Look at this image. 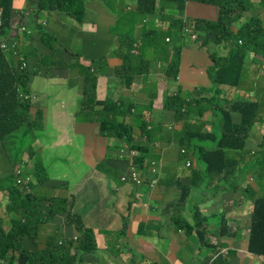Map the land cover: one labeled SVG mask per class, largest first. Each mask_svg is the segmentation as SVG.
Segmentation results:
<instances>
[{
    "label": "crops",
    "instance_id": "obj_1",
    "mask_svg": "<svg viewBox=\"0 0 264 264\" xmlns=\"http://www.w3.org/2000/svg\"><path fill=\"white\" fill-rule=\"evenodd\" d=\"M83 1L93 2L96 5L85 6L82 22L73 20L68 23L65 18H62L63 22L59 28L54 26L58 23L59 11L35 12L31 6L32 0L13 1V6L18 13L12 22L10 38L13 40L8 43L16 42L21 54L22 51L28 52L29 61L30 59L37 61L38 68L46 65L42 62L41 55H37L43 43L42 27L56 36L55 45H59V37H61L67 41L71 52L79 53L78 65L72 70L58 68L48 74L38 70L41 75L49 78L51 98H46V105L43 102L33 105V110H39L42 114L36 129L39 134L32 135L30 145L26 147L27 152L21 156L16 165L29 158L26 172L32 174L35 165H40L42 160L52 158L69 161L70 165L66 169H70L72 175L74 169H83L79 176L73 175L76 179L62 177L67 182V185L62 187L68 195L61 197L71 200L74 211L83 199L91 196L94 188L104 192L103 198L89 206L80 216L85 226L93 229L95 237H100L102 245L110 249L108 254L110 260L107 261L110 264H214L212 260L217 257V254L225 257L220 264H264V255H256L248 251V237L244 234H234L235 231H233V225L238 223L241 228L247 230L245 217L246 215L249 217L250 223L253 202L258 195H264V179L259 180L256 174L254 178L250 175L253 181L248 180L249 176L245 177L248 172L259 171L261 165L254 163V156L246 162L241 161V170L230 175L229 178L216 174L227 179L231 188L222 187L220 194H217V191L212 193L206 185H203V188L199 187L195 195L196 202L191 206L187 201L183 206L181 214L190 224L193 222V207H199L203 215L207 216L205 223L209 229L207 234L209 239L205 242L196 231L191 230L188 233L184 228L174 224L172 216L177 210L169 203L178 198V190L172 186L170 182L172 179L169 180V185L167 184L166 176L168 175L165 174L173 168V172L179 175L175 178L180 177L188 183L190 177L195 176L193 170L197 167L192 164L189 168H185V160L178 164L177 156L159 160L158 174L153 175L157 177V185L154 189H150L151 187L145 183L139 186L124 183L119 176L117 181L111 180L96 168L97 162L106 156V145H110L111 140L98 133L95 122L76 121L74 118L76 104L70 103L71 100L77 99L78 89L68 86L67 82H81L82 76L77 67H86L93 60L95 66L101 68L97 75V99L113 91L115 97L131 99L136 106L143 108L142 114L146 121L155 120L162 124H160V131L155 133L154 141L148 142L152 143L150 146H154L152 149L148 147L149 161L158 157L157 152L160 149L175 147L178 142L176 131L180 129L181 121H174L172 113L163 109L162 100L165 93H173L179 89L184 98L211 96L213 90L210 89L206 72L207 67L211 65L208 49L216 50V47H219L216 51L224 54L226 48L213 44L200 47L190 37V41L184 43L186 34L182 31L179 72L175 81L169 80L163 74L164 65L172 54L171 43L174 40V34L173 38H170L165 33L169 24L168 19L177 18L189 24V20L195 17L215 20L218 7L196 0H155V14L142 15L136 11L137 0ZM245 3L247 10L242 14L243 16L232 22L233 31L238 30L239 26L253 15L264 20V0L261 2L246 0ZM137 15L145 18L139 21ZM23 19L27 21L24 23L29 25L30 33L20 31ZM66 27L67 30H64ZM154 28L157 29L154 41L144 45L147 71L141 74L138 67L140 62L133 60V66L137 68L132 73V84L126 88L122 84L124 78L112 69L121 64V57L129 48H132L131 51L135 53L141 41H146L144 38L146 33L149 35L148 31ZM91 40L104 41L100 50H95L90 45ZM32 47H36L37 50L33 49L29 52ZM47 49L52 56L50 49L48 47ZM5 55L8 60L7 68L16 67L20 60L18 56L11 49L6 50ZM255 59L256 57L251 56L248 60L241 80V83L251 89H256L255 79L262 83L264 77V64L259 61L254 63ZM223 88L222 96L233 97L232 91L237 90L229 86H223ZM30 93L35 95L34 101H36V94L31 90ZM150 103L151 106L148 108ZM210 115L213 114L207 110L203 116L204 120L210 119L207 123L208 129L217 120L214 116L209 118ZM262 118L259 116V121H262ZM251 132L249 136L254 137L255 127ZM88 133L89 136H87ZM133 135L136 139L146 142L141 137L139 128L136 127ZM119 146V149H115L119 151V157L127 158V152L132 148L125 142H121ZM156 146L158 149L155 148ZM147 170L148 168H145L146 172ZM62 172L60 169L56 178L51 180H60ZM230 177L234 179V183L230 182ZM78 178L80 182L76 183ZM149 178L150 176L147 179ZM79 183H82V186L76 188ZM243 185L244 188L249 187L251 190L248 193L239 192V188H243ZM168 188L173 192H167ZM31 191L35 194L40 192L39 184H33ZM137 193H140L139 199L145 200L142 205L136 199ZM0 198L6 205L8 190H0ZM231 199H234V202L237 199L240 201L235 205H229ZM221 213L226 216L229 227L221 226L220 220L214 216ZM139 223L141 227L138 229ZM219 228L223 234L217 235ZM49 232V229H43L41 236ZM213 237L218 238L217 243L211 241Z\"/></svg>",
    "mask_w": 264,
    "mask_h": 264
},
{
    "label": "trees",
    "instance_id": "obj_2",
    "mask_svg": "<svg viewBox=\"0 0 264 264\" xmlns=\"http://www.w3.org/2000/svg\"><path fill=\"white\" fill-rule=\"evenodd\" d=\"M14 0H0V10L2 14V25L0 27V141H9L19 129L25 128L24 135L27 136L30 130L37 129V124L42 118L39 110L31 116L30 107L35 99V95L30 93V79L34 72L26 67L21 68V61L28 60V52L20 53L17 43L16 49L22 56L18 66L7 68L5 50L1 48V42L10 38L13 18L18 11L13 6ZM218 7V14L215 20L195 17L187 21L172 18L168 19V26L165 33L173 38L171 43L172 54L164 65L163 74L167 79L175 81L179 72L181 60V41L183 34L189 33V37L194 39L198 45L208 46L222 45L226 48L224 54L216 50H209L208 55L211 65L206 69L210 89L213 94L209 97L184 98L178 89L173 93H165L162 100L163 109L172 113L174 121H181V127L176 131L178 144L186 150L185 154L178 157L179 164L188 153L196 155V160L205 164L204 169L193 170L195 176L190 177L189 182H184L182 178H171L172 186L178 190L177 196L172 202L177 212L172 216V220L179 228H184L188 233L196 231L199 237L208 242L209 229L205 221L207 216L203 215L199 207L192 208L191 224L181 214L185 203L191 198L192 191L203 184L206 176L212 174L223 175L229 178L230 175L241 170V161L231 160L230 151L239 152L245 147L249 134L254 125L259 121L264 112V99H246V90L251 88L241 83L244 70L251 56L256 57L257 63L264 64V22L258 16H252L244 21L233 31L231 24L238 20L247 10L246 0H196ZM261 2L262 0H256ZM155 0H137L136 11L142 15L154 12ZM31 6L35 12L59 11L66 14L76 22H82L85 15L83 0H32ZM23 21H25L23 19ZM157 29H150L149 35H145L146 41H141V45L136 48V52L129 48L127 53L121 57V64L113 67L124 79L122 84L128 88L133 82V71L137 66H133V60L139 61V71L144 74L145 67V43H152L157 34ZM191 30L195 33H192ZM26 33V32H24ZM41 36L43 43L50 49L52 59L46 64L53 67V70L65 68L72 70L78 65L79 53L71 52L67 47L61 50L55 45L56 36L50 34L42 27ZM48 36V37H47ZM51 37L48 42L47 39ZM1 38H3L1 40ZM241 41V42H240ZM133 42V41H132ZM35 50L37 48L35 47ZM157 54V53H155ZM30 67V65H29ZM82 76L81 82L72 83L70 87H77L79 95L76 99V109L74 116L80 121L95 122L98 124V133L111 140V144L106 145V156L99 160L96 168L103 172L111 180L117 181V176L122 172L127 159L119 157V144L125 142L132 150L136 149L140 155L136 158L130 157V164L134 161L140 170L145 171L143 160L148 153V146L145 143L153 142L155 133L160 131V122L152 120L151 124L144 120L143 108L136 106L131 99L115 97L110 91L105 99L96 98L95 87L97 75L101 71L96 67L93 60L86 67H77ZM52 70V71H53ZM49 72H44L48 74ZM223 86L235 87L232 91L233 97L222 96ZM254 87L264 93L263 82L258 79L254 81ZM111 89V87H110ZM29 95L28 97H26ZM151 103L148 108H150ZM210 110L214 117L219 120L218 129L211 125L210 121L204 120V113ZM263 116H261L262 118ZM264 122V118H262ZM136 124L140 130V135L146 142H141L133 135V125ZM162 125V124H161ZM30 127V128H29ZM184 147V148H183ZM256 154V153H255ZM254 163H260L256 177L264 179V144L259 154L254 155ZM17 164V163H16ZM6 173V171H4ZM7 174V173H6ZM36 184L47 181L48 174L41 165H35L33 171ZM8 178L0 180V190H8V202L5 206V213L10 220L5 226V220L0 218V264H70L80 251L91 252L94 234L93 229L85 226L82 217L72 210L71 200L61 196H41L33 193V183L30 191L23 190L15 182V173L7 174ZM201 177V179H200ZM12 183L9 184V180ZM148 185V179L143 178L140 182ZM53 186H66L62 180H51ZM135 185V184H134ZM249 187L245 192H249ZM59 215L64 218L67 227H73L77 232V242L64 240L59 244L56 240V231L46 237L43 246H38L36 242L40 225ZM220 220L222 225H226L224 214L214 215ZM7 220V223H8ZM141 223L138 225V229ZM248 229V251L256 255H264V195H258L253 202V210L250 214ZM219 228L217 235L223 234ZM216 233V231H214ZM234 234H238L236 231ZM240 236V235H239ZM27 241V244L25 243ZM211 244V243H210ZM224 257L217 254L212 262L220 264Z\"/></svg>",
    "mask_w": 264,
    "mask_h": 264
},
{
    "label": "rangeland",
    "instance_id": "obj_3",
    "mask_svg": "<svg viewBox=\"0 0 264 264\" xmlns=\"http://www.w3.org/2000/svg\"><path fill=\"white\" fill-rule=\"evenodd\" d=\"M84 6H88L89 7H93L96 5V3L93 2H84ZM155 7V6H154ZM128 13H130V11H128ZM155 14V8H154V12L147 14V15H153ZM137 17L139 18V21L142 20V18H145L141 15H137ZM62 18H65V20L69 23L70 21H73L72 18L68 17L66 14H64L63 12H60V17L58 19V23L55 24L54 26L59 28L62 24ZM27 21H23V23L21 24L20 28H24V29H28V24L24 23ZM264 22V20H263ZM64 30H67V27L64 28ZM35 31V29H34ZM48 37V36H47ZM3 38H1L2 40ZM51 39V37H49L47 39V41L49 42ZM13 40L12 38H8V41ZM184 43L189 40V33H186V35L184 36ZM104 41L101 40H91L89 43L90 45L95 49V50H100V48L102 47V43ZM12 43H8L6 45V47H10ZM63 47H67V41L61 37H59V45L57 46L58 50H61ZM35 50V48H30L29 52H31L32 50ZM219 47H216V50H218ZM210 50H213L210 49ZM44 51V52H42ZM49 50L47 49L46 45L44 43L41 44L40 49L37 52V55H41L40 58L42 60V62L45 64L48 60L52 59L53 57L48 53ZM22 56H19L18 58L20 59ZM20 61L17 62V66L19 64ZM21 68L22 67H28L30 69V71L34 72L35 70H39L42 72H51L53 70V67L48 65V63L44 66V67H39V64L37 63V61L30 59L29 60H24L21 61ZM30 65V67H29ZM113 70V69H112ZM73 82H67L68 86H70V84H72ZM29 87L30 90L32 92H34L37 96L36 101H34L30 107V113L31 116H33L35 110H33V105L39 103V102H43L45 105L47 104V100L46 98H51L50 95V89H49V78L41 75V73H34L32 75V78L30 79V83H29ZM95 91H97V86L95 87ZM114 93V92H113ZM230 94V93H229ZM78 95H79V91H78ZM246 99H256L257 97H260L261 99H264V93L258 89H250L246 92V95H244ZM107 96L104 95L102 98L99 99H105ZM66 103H68L67 100H65ZM71 105L76 103V99L71 100ZM264 107V106H263ZM55 109V107H54ZM263 110L260 111V116L264 117V113L261 115ZM213 115H210L209 118H212ZM76 121H80L78 120L75 116H74ZM159 118V116H158ZM145 120V119H144ZM146 121V120H145ZM147 123L151 124L150 121H146ZM97 124V123H96ZM212 125L214 126V129H218L219 127V120L217 118V120H215ZM137 125L134 124L133 125V133L136 130ZM255 134L253 133L254 137L249 136L248 138V142L245 144V147L243 149H240L239 152L237 151H230V159L231 160H237V161H248L249 159H251L254 155L259 154V151L262 149V144H264V122L263 121H259V123L257 122L255 125ZM254 127L252 129H254ZM97 128H98V124H97ZM251 129V130H252ZM25 128H21L18 130L17 133H15L13 135L14 138H10L9 141H5L2 142L0 141V180L1 179H5L8 178L7 174L9 173H18V168L16 166V163H18V161L20 160L21 156L27 152L26 147H28L30 145V142L32 140V135H38L39 131L36 129H32L30 130L29 135L25 136L24 132H25ZM252 132L250 131L251 135ZM258 134V135H256ZM256 135V136H255ZM89 136V133L88 135ZM136 137V136H134ZM143 142V141H141ZM144 143V142H143ZM148 147H150V149H152L154 146H150L152 143H145ZM177 145L175 147H170L169 149H166V147H164L163 149H160L157 154L158 157H154L153 160L149 161V151L150 149H148V153L146 154L145 159L143 160V165L145 168H148L147 173L146 171H142L140 170V168H138V165L136 164V162H132L130 164V157L133 155L134 158H136L137 156L140 155V152L136 149L134 150H130L129 152H127V162L126 165H124V168L122 170V172L119 174V179L124 182V183H130L132 184V182H134L136 185L138 184V186L140 185L139 183L141 182V180L143 178H148L150 176V178L148 179V186L151 187L150 189H154L155 186L157 185V177L153 176V175H157L158 174V167H159V160L162 161L163 158L165 159L166 157L169 156H174V158L177 156L179 157L182 154H185L186 150L182 149V147L176 143ZM158 146H156L155 148H157ZM184 148V147H183ZM238 153L237 155H233L231 153ZM8 153V154H7ZM256 153V154H255ZM162 154V155H161ZM28 155V154H27ZM35 155H37L35 153ZM183 160H185L184 162V166L185 168H189V166H191L193 164V166H196L197 168L200 169H204L205 164L203 162L197 161L196 160V155L189 152L187 157L184 158ZM40 165L45 169V171L48 174V180L44 181L42 183L39 184V190L40 192H38L37 194L41 195V196H45V197H49V196H65L68 195L67 192L65 191V189L62 186H53L51 184V179L56 178L57 176V172L61 169L63 172L61 174V176L59 177L60 180L64 181L63 178H68V179H76V177L74 176H79L82 173V168H77L73 170V175L72 172L70 171V169H66L70 163L69 161L65 160V159H46V160H42L40 161ZM192 168V167H191ZM66 169V170H65ZM257 169V168H256ZM4 171H6V173H4ZM166 175V182L169 185V180L171 178H175L179 175H177L176 173L173 172V168L169 169V172L165 173ZM170 174V175H169ZM257 174V171H251L245 174V177H248L249 181H253L254 179H252L251 177L254 178V175ZM251 175V177H250ZM63 177V178H62ZM19 178H22L21 176ZM212 178V179H211ZM15 179V178H14ZM230 182L234 183V179L230 177ZM78 181H76V183L80 182L79 178L77 179ZM187 180V179H185ZM18 180L15 179V182H17ZM115 181V180H113ZM205 182H203L202 184V188L203 185H206V187L212 192V193H216L220 194L221 192V188L222 187H226V188H231L228 185L227 179L218 176L216 174H212L210 176H206V178L204 179ZM67 185V182L64 181ZM12 183V179L9 180V184ZM242 185V184H241ZM82 183H79L76 188L81 187ZM200 187V186H199ZM199 187L195 190L192 191V195L191 198L188 200V203L192 206L195 202H196V193L199 189ZM245 188L243 185V188H239V192H244ZM167 192H173L171 190H167ZM104 196V192L101 189H96L94 188L92 194L90 197H87L85 199H83L81 201V203L79 205H77L74 209V211L79 214L82 215L84 213V211L91 206L92 204H96L99 200H101ZM140 197V193L136 194V199L138 200V203L140 205H142L144 203L145 200L139 199ZM240 200L237 199L234 202V199H231V201L229 202V205H235L239 202ZM243 201V200H242ZM0 218L5 220V226L7 227L10 220H8V215L5 213V203L3 201L2 198H0ZM101 204V202H99ZM8 220V223H7ZM64 218L56 215L54 218L48 220L46 223L40 225L39 228V232H38V236L36 239V242L38 243V246H43L45 243V239L48 235L53 234L54 231H56V240L59 244H61V242H63L64 240H71L72 243H76L77 240V236H78V232L73 228V227H67L64 224ZM246 224L245 227L248 226L249 224V217H245ZM221 224V222H220ZM226 225H228V220H226ZM226 225H223L226 227ZM222 226V224H221ZM43 229H49L50 232L46 235L41 236L42 230ZM233 231H236L238 234L240 235H245V237H248V229L246 230L245 228H241L238 225H233ZM193 232V230H192ZM94 234V231H93ZM92 240V245L90 246V250L91 252H84L83 250L80 251L79 250V254L77 256V259H74L70 264H110L109 262H107L108 260H110V257H108V254L110 252V249L105 246L102 245L101 243V239L100 237H95V234ZM217 237H213L211 238V241L213 243H217L218 240ZM27 244V241L25 242ZM28 247V244H27ZM221 253V251H220ZM225 258V257H224Z\"/></svg>",
    "mask_w": 264,
    "mask_h": 264
},
{
    "label": "water",
    "instance_id": "obj_4",
    "mask_svg": "<svg viewBox=\"0 0 264 264\" xmlns=\"http://www.w3.org/2000/svg\"><path fill=\"white\" fill-rule=\"evenodd\" d=\"M0 19H1V25H2V14H1V10H0ZM1 25H0V27H1ZM20 31H21V28H20ZM22 33H24V32H26V33H30V30H28V29H24L23 31H21ZM191 32L192 33H194L192 30H191ZM195 34V33H194ZM166 40H168V38H166ZM28 162H29V158H27V159H25L22 163H20V164H18V165H20L21 167H22V174H21V176H22V178H26L27 176H31L33 179H34V175H33V172H32V174H30V173H27L26 172V167L28 166ZM18 165H16V166H18ZM33 171H34V169H33ZM15 179L17 180V174L15 173ZM35 180V179H34ZM18 185H20L21 186V188L23 189V190H26L27 192L28 191H30V185L32 184V182H30L29 184H22V183H18V182H16Z\"/></svg>",
    "mask_w": 264,
    "mask_h": 264
},
{
    "label": "built area",
    "instance_id": "obj_5",
    "mask_svg": "<svg viewBox=\"0 0 264 264\" xmlns=\"http://www.w3.org/2000/svg\"><path fill=\"white\" fill-rule=\"evenodd\" d=\"M0 25H1V19H0ZM24 30V28H21V31H23ZM6 45H7V42L5 41V40H3L2 41V43H1V47L3 48V49H8L9 47H6ZM12 48L14 49V52H15V54L16 55H18V56H21V55H19L18 54V52H17V49H16V43L15 44H13L12 45ZM20 59H22V57L20 58ZM29 95H27L26 97H28ZM17 168H18V173H16L17 174V182L18 183H22V184H29L30 182H32V180H33V178L29 175V176H27L26 178H19L20 176H21V174H22V167L20 166V165H18L17 166ZM22 177V176H21ZM132 184H135L134 182H132ZM140 184V183H139ZM136 185V184H135ZM138 185V184H137Z\"/></svg>",
    "mask_w": 264,
    "mask_h": 264
},
{
    "label": "clouds",
    "instance_id": "obj_6",
    "mask_svg": "<svg viewBox=\"0 0 264 264\" xmlns=\"http://www.w3.org/2000/svg\"><path fill=\"white\" fill-rule=\"evenodd\" d=\"M5 41H6L7 44H8V41H7V40H5ZM240 42H241V41H240ZM1 43H2V42H1ZM15 43H16V42H13V43L11 44V46H10L8 49H4V50L6 51V50H10V49H11V50L14 52V49L12 48V45L15 44ZM1 48H2V47H1ZM2 49H3V48H2ZM14 54H15V52H14ZM15 55H16V54H15ZM17 56H18V55H17ZM18 57H19V56H18ZM32 183L35 184V180H34V179L32 180Z\"/></svg>",
    "mask_w": 264,
    "mask_h": 264
}]
</instances>
